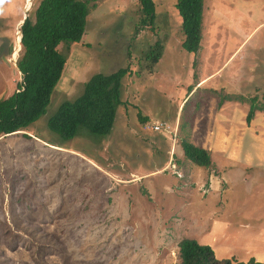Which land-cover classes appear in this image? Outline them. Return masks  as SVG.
I'll list each match as a JSON object with an SVG mask.
<instances>
[{"label":"rangeland","instance_id":"rangeland-1","mask_svg":"<svg viewBox=\"0 0 264 264\" xmlns=\"http://www.w3.org/2000/svg\"><path fill=\"white\" fill-rule=\"evenodd\" d=\"M152 1L150 25L137 0H98L81 42L56 47L66 63L45 114L0 137V264H179L183 238L264 262V112L245 121L264 94V0H204L196 55L180 45L176 0ZM39 2L0 0V100L19 91L16 41ZM120 68L109 135L48 130L93 75ZM155 121L169 132L145 129ZM182 139L207 149L209 167L184 158Z\"/></svg>","mask_w":264,"mask_h":264},{"label":"trees","instance_id":"trees-1","mask_svg":"<svg viewBox=\"0 0 264 264\" xmlns=\"http://www.w3.org/2000/svg\"><path fill=\"white\" fill-rule=\"evenodd\" d=\"M97 1L40 0L33 19L26 17L23 20L19 28L21 50L16 62L23 80L18 92L0 100V137L27 132L29 126L45 114L52 91L60 80L66 63L56 47L60 43L81 42L87 17L96 7ZM137 1L145 17L143 23L153 25L156 4L152 0ZM203 1L176 0L174 5L181 21L183 39L180 45L192 55H196L200 49ZM154 45L159 50L162 48L159 42ZM149 59L148 67L151 71V67L159 62L160 52ZM128 73V68H120L108 75H93L84 84L83 92L78 98L64 101L58 106L47 122L48 130L64 140L74 139L82 129L92 136L109 135L117 107L124 104L120 98V81ZM248 103L245 116L247 124L255 111L264 112V94L261 104H258L255 97L249 99ZM141 121L144 125L148 123L146 117L141 118ZM180 147L189 163L209 167L210 156L206 149L193 145L187 139L181 140ZM177 246L179 264H264L254 259L245 263L231 259L219 260L210 246L194 239L183 238Z\"/></svg>","mask_w":264,"mask_h":264},{"label":"built area","instance_id":"built-area-1","mask_svg":"<svg viewBox=\"0 0 264 264\" xmlns=\"http://www.w3.org/2000/svg\"><path fill=\"white\" fill-rule=\"evenodd\" d=\"M168 128H170V126L167 123H165V122L164 123L163 122L158 123L156 121L153 122L152 125L145 126L146 130L150 129L151 131L158 132V133H160V132H163V133L169 132ZM170 134H172L173 138H175L177 136L175 131H171Z\"/></svg>","mask_w":264,"mask_h":264},{"label":"crops","instance_id":"crops-1","mask_svg":"<svg viewBox=\"0 0 264 264\" xmlns=\"http://www.w3.org/2000/svg\"><path fill=\"white\" fill-rule=\"evenodd\" d=\"M215 75V72H213V73H210L209 75H207L206 77L204 76V77H202V78H200L198 81H197V83H196V85H195V87H197L198 86V84L199 83H203L202 85L204 86L205 84H207V83H209L210 81H212V80H214V78L216 77V76H214ZM207 77H209L208 78V81L207 82H203L204 81V79L205 78H207ZM201 88V87H200ZM194 89V88H193ZM193 89H191L190 91H189V93H188V95L192 92V90ZM187 95V96H188ZM217 113V112H216ZM147 119H148V117L147 116H145ZM149 121V120H148ZM247 125V124H246ZM248 125H250V124H248ZM247 125V126H248ZM177 131H178V128H177ZM28 135H30V134H28ZM190 138V137H189ZM193 138H195V137H193ZM189 142L191 143V141L189 140ZM193 144V143H192ZM194 145V144H193ZM196 146V145H195ZM198 147V146H197ZM200 148H202V147H200ZM203 149H205V148H203ZM207 150V149H206Z\"/></svg>","mask_w":264,"mask_h":264},{"label":"bare ground","instance_id":"bare-ground-1","mask_svg":"<svg viewBox=\"0 0 264 264\" xmlns=\"http://www.w3.org/2000/svg\"><path fill=\"white\" fill-rule=\"evenodd\" d=\"M29 4V3H28ZM19 36H18V41H19V44H18V42L16 41V46L18 47V45H20V33L18 34ZM16 47V48H17ZM20 48H21V46H20Z\"/></svg>","mask_w":264,"mask_h":264},{"label":"clouds","instance_id":"clouds-1","mask_svg":"<svg viewBox=\"0 0 264 264\" xmlns=\"http://www.w3.org/2000/svg\"><path fill=\"white\" fill-rule=\"evenodd\" d=\"M24 20V19H23ZM22 23H23V21H22ZM21 26V25H20Z\"/></svg>","mask_w":264,"mask_h":264},{"label":"water","instance_id":"water-1","mask_svg":"<svg viewBox=\"0 0 264 264\" xmlns=\"http://www.w3.org/2000/svg\"><path fill=\"white\" fill-rule=\"evenodd\" d=\"M25 19V18H24ZM22 24V23H21Z\"/></svg>","mask_w":264,"mask_h":264}]
</instances>
